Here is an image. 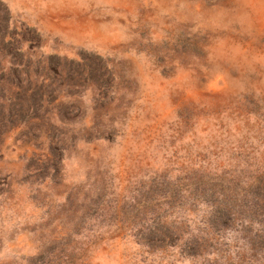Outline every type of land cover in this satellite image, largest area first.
Listing matches in <instances>:
<instances>
[{"label": "rangeland", "instance_id": "1", "mask_svg": "<svg viewBox=\"0 0 264 264\" xmlns=\"http://www.w3.org/2000/svg\"><path fill=\"white\" fill-rule=\"evenodd\" d=\"M263 179L264 0H0V264H264Z\"/></svg>", "mask_w": 264, "mask_h": 264}, {"label": "trees", "instance_id": "2", "mask_svg": "<svg viewBox=\"0 0 264 264\" xmlns=\"http://www.w3.org/2000/svg\"><path fill=\"white\" fill-rule=\"evenodd\" d=\"M24 69H25V67H21L20 68V63H19V65H17L16 68H12L10 70V76L13 79V81L16 82L17 85L20 82L23 81L21 79L22 78V75L21 74H22V72H24L23 71ZM23 74H24V76H25L26 79H28L30 77V74L27 71H25ZM256 189H257V194H258V197H256V201L260 204V206L262 208H264V179L258 183ZM212 196L213 195H210L211 198H212ZM226 208H229V205H224L223 208H221L219 206H216V209L221 210V211L222 210H225ZM216 215H220V214H216ZM169 231H163V232H161L162 236L164 238H166V236L169 235V237H167V238H170L173 235V233H172V231L170 229H169Z\"/></svg>", "mask_w": 264, "mask_h": 264}]
</instances>
